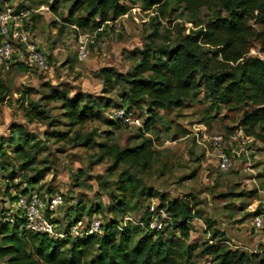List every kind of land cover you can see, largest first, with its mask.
<instances>
[{
  "label": "rangeland",
  "instance_id": "obj_1",
  "mask_svg": "<svg viewBox=\"0 0 264 264\" xmlns=\"http://www.w3.org/2000/svg\"><path fill=\"white\" fill-rule=\"evenodd\" d=\"M74 1L0 0L1 5L29 12L25 30L50 61L49 70L43 72L26 65L0 72V83L8 89L4 93L0 88V147L6 151L3 160L8 164V169H0V208H9V194L29 186L47 195L63 196L56 218L62 227L79 217L84 224L96 216L106 223L116 217L113 209L119 207L118 202L125 200L133 226L149 209L152 219L157 218L163 227L170 223L168 228L173 231L177 226L160 209L165 196L169 201H189L201 212L189 221L188 236H169L188 258L185 264H212L213 255L205 252L210 244L243 252L252 264L264 263V229L254 226L256 213L264 210V142L247 136L241 125L252 106L216 104L212 86L204 80L186 106L158 109L145 104L135 111L138 121L120 123L112 117L121 107L123 88L116 83L115 90L107 92L99 73L104 66L128 72L142 59L140 52L150 46L149 35L157 29L174 41L173 37L196 31L200 27L195 23L208 20L207 15L212 17L215 11L203 8L193 16L172 2L166 5L167 16L163 17L157 5L148 6L150 0H122L130 6L127 14L101 25L93 19L81 25L74 21L87 18L84 10L69 20ZM54 3L57 11L52 9ZM80 37L88 51L82 59ZM162 40L165 38L157 40L158 45L170 41ZM250 50L249 56L264 58L257 41H250ZM56 87L70 88V95L102 99L103 106L95 110L93 119L73 126L63 116L61 102L48 99ZM108 102L111 104L105 105ZM34 103L47 112V120L29 121L24 107ZM150 109L157 121L147 137L154 139L159 151L151 166H115L114 158L105 156L98 143L121 147L140 143V128ZM221 153L229 157L227 169L220 165ZM32 156L34 166L26 165ZM36 176L40 179L32 187L27 181ZM121 185L127 188L123 190ZM92 207L97 212L90 215ZM119 225L124 226V221ZM143 233L134 227V235ZM0 264H7L6 258L0 257Z\"/></svg>",
  "mask_w": 264,
  "mask_h": 264
},
{
  "label": "trees",
  "instance_id": "obj_2",
  "mask_svg": "<svg viewBox=\"0 0 264 264\" xmlns=\"http://www.w3.org/2000/svg\"><path fill=\"white\" fill-rule=\"evenodd\" d=\"M172 2L182 6L183 13L196 16L204 8L215 11L214 16L206 14L208 20L195 23V26L200 28L191 34L173 37L174 41L171 40V35H162L157 29L149 35L150 46L140 52L142 59L128 72H122L116 66L102 67L99 73L106 91L113 92L116 83L121 85L124 94L119 109L135 113L137 108H142L145 104L158 109L186 106L205 80V84L212 86L216 104L252 106V109L245 113L241 125L247 136L264 142V58L248 55L251 51V40L257 41L264 52V0H150L148 6L157 5L161 15L166 17V5ZM52 9L57 11L56 3L52 5ZM81 10L86 11L87 18L74 22L88 25L89 20L93 19L101 25L127 14L130 6L122 0H75L69 20H72L75 12ZM159 38H165L162 41H170L158 45ZM208 52H212L211 55ZM0 88L2 92H8L4 83H0ZM70 92L68 87H56L48 99L61 102L62 114L73 126L85 124L93 119L95 110L103 106L102 99L82 93L70 95ZM24 108L26 117L31 122L49 118L39 103L32 104L31 108ZM112 118L123 123L121 119ZM156 121L157 115L150 109V116L138 135L141 141L134 146L121 147L118 144L109 145L102 142L98 143V147L105 156L114 158L115 166L124 163L133 167H150L151 161L159 151L155 147L154 139L147 137V133ZM88 141L95 142L92 138ZM5 154L4 147H0V169H8L7 162L3 160ZM35 161L32 156L25 164L34 166ZM39 179V176L31 177L27 182L33 187ZM132 185L133 192H136L137 185ZM126 188V185H121V189ZM30 190L28 186L21 193ZM18 194H9L10 201H16ZM150 196L154 195L150 193ZM118 204L119 207L117 205V208L113 209L116 217L106 223L102 222L100 233L83 236L70 234L71 226L81 219L79 217L67 222L65 228L68 235L61 238L26 229L22 218L5 220L6 208H0V257L6 258L7 264L187 262L188 258L184 252L175 247L170 237L177 234L188 236L189 221L201 215V212L193 209L189 201H169L165 196L161 197L160 209L166 211L172 219L171 223L177 226L172 227L173 231L168 228L170 223L160 229L150 228L152 211L149 209L142 212L136 226H133L131 221H124L130 211L129 203L120 200ZM88 211L90 215L97 212L93 207ZM123 221L125 225L120 226ZM140 222H143V225ZM134 227L142 229L144 233L134 235ZM118 229L120 233L117 232ZM176 229L180 232L177 233ZM205 252L213 255L212 264H236L237 260L241 264H252L249 255L237 250L219 248L215 244L208 245Z\"/></svg>",
  "mask_w": 264,
  "mask_h": 264
},
{
  "label": "built area",
  "instance_id": "obj_3",
  "mask_svg": "<svg viewBox=\"0 0 264 264\" xmlns=\"http://www.w3.org/2000/svg\"><path fill=\"white\" fill-rule=\"evenodd\" d=\"M29 16L24 9L14 5L0 4V72H8L12 67L26 65L39 71L49 70L50 63L36 41L30 36L31 32L25 30L24 20ZM87 43L80 37L79 58L87 56ZM123 123H134L135 113L118 109L113 114ZM220 165L223 169L229 166V157L223 153L219 155ZM64 198L61 194H50L32 188L27 193H19L18 199L6 209L5 220L14 221L22 218L26 229L35 233L48 234L51 237L61 238L68 235L57 218V211L63 205ZM154 210V207H151ZM9 210V211H8ZM8 211V212H7ZM151 211V210H150ZM153 212V211H152ZM161 212H165L161 209ZM132 217H125L124 221H131ZM143 225V222H140ZM162 222L151 219L149 226L152 229L162 228ZM84 226V227H83ZM102 220L94 217L88 224L78 221L70 228V234L83 236L85 234L100 233ZM254 226L264 229V210L254 217Z\"/></svg>",
  "mask_w": 264,
  "mask_h": 264
}]
</instances>
